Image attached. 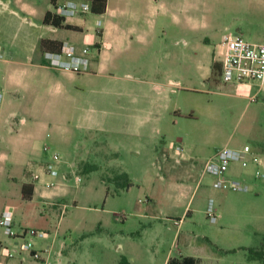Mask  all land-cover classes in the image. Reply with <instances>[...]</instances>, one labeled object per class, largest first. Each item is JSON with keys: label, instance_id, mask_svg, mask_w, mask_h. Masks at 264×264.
<instances>
[{"label": "rangeland", "instance_id": "rangeland-1", "mask_svg": "<svg viewBox=\"0 0 264 264\" xmlns=\"http://www.w3.org/2000/svg\"><path fill=\"white\" fill-rule=\"evenodd\" d=\"M190 1L201 17L194 25L176 23V0H167L170 12L156 26L157 43L132 39L120 18L114 26L120 39L106 42L101 54L93 46L101 34L93 15L91 27L71 37L90 45L93 60L69 83L68 94L52 101L40 95L32 109L0 105V135L11 145L0 149V204L17 205L19 183L8 175L32 181L36 158L44 161L53 150L61 156L57 178L64 183L50 188H66L58 197L37 195L28 202L36 217L43 211L50 233L26 235L37 248L54 244L53 235L57 243L64 239L63 262L52 244L45 262L20 250L8 264H162L168 251L205 255L210 249L219 251L218 260L207 257L203 264H264L243 247L258 246L264 233V177L254 174L256 163L232 160L225 172L248 183V189L216 187V176L203 172L204 161L224 145L249 143L264 150V84L203 82L210 61L224 55L223 34L242 30L246 39L256 40L247 32L264 36V22L252 23L246 14L243 23L233 20L234 13L225 14L228 0ZM188 53L197 61L192 67ZM11 109L18 112L10 114ZM21 115L26 122L20 126ZM92 119L104 127L89 129ZM84 149L88 159L102 162L99 169L87 171ZM116 167L128 170L133 183L127 188L110 180ZM63 172L69 175L62 177ZM210 197L214 220L206 212ZM17 211L18 219H26L22 225H40L35 217L25 218L19 206ZM14 226L19 228L17 222ZM0 240L9 247L19 242L1 225ZM75 247L80 248L76 254Z\"/></svg>", "mask_w": 264, "mask_h": 264}, {"label": "crops", "instance_id": "crops-1", "mask_svg": "<svg viewBox=\"0 0 264 264\" xmlns=\"http://www.w3.org/2000/svg\"><path fill=\"white\" fill-rule=\"evenodd\" d=\"M60 1L62 0H0V48L3 52V55L0 56V105L5 102H12L25 105L32 109V107L36 104L34 103V100L37 98H42L40 95L46 97L47 101H52L55 98L62 96V93L68 94L69 87L71 86L69 83L76 77L80 76V73L77 71L64 67H58L47 62L43 55V51L45 49L41 48L40 45L41 38L49 37L60 40L70 39L73 41L71 37H74L76 32H81L84 28L91 27L89 21L94 15L95 19L98 17L101 19V34L98 35L96 39H94V41L100 39V41H98L100 42V48L98 51L99 54H101L103 50L102 47L106 45V42H113L114 40L117 41L120 39L119 37H121V34L114 33V26L118 25L117 20H120V18H123L126 24H128L129 33L132 39H136L137 41L143 43L147 42L148 40H152L153 42L157 43L159 35L158 32H156V26H158L159 23L165 18L164 16L170 12V4L167 2V0H106V7L103 12L76 14L71 15L69 18L68 16L65 17V21L70 22L72 25H74L73 27L62 25L59 26L44 22L43 17L45 12L47 10L56 12V6ZM175 6L180 12V14H174V21L176 23L182 24L184 26L194 25L197 20L201 18L190 0H176ZM226 13H234L232 16L233 20H238L242 23L246 19L244 16L245 14L248 16V20H250L252 23H263L264 0H228V7L226 8L225 14ZM59 30H64L65 33L60 35L58 34ZM234 32L242 34V30H237ZM247 33L251 37H256L257 39L255 41H264V36L261 33H255L250 30ZM214 34L215 33L213 31L208 37L212 39V35ZM231 34L234 33L232 32ZM220 43L221 41H217L215 42V45ZM215 59L220 62L221 58ZM96 62L99 64L98 58L96 59ZM187 64L189 67H192V64H197L195 56L192 59V55L188 53ZM209 75L203 79V82H212L206 80ZM239 85L243 84H238V86ZM15 112H18V110H10V114H14ZM19 119L20 126L26 122V118L23 115L19 116ZM87 127L89 129H101L104 126L99 124L97 120L92 119ZM95 141L97 140L95 139ZM10 148L11 145L4 142L2 135H0V149ZM254 150L258 153L264 154L261 152L262 149ZM86 152H88V149H84L82 156L86 166L88 167L94 163V168L90 170L87 169V171L99 169L102 165V162L88 159L86 157ZM42 161L38 160L37 158L35 160V167L36 170L39 171L40 175L37 179L32 180L34 187L30 197H23L21 195L22 183L29 182L26 175L20 177L8 175L9 178L12 177L11 179L14 182L19 183L18 200L17 205L10 204L9 202L5 201L2 202L0 204V217L6 213L9 214L12 217L13 222H17L19 226L27 225L22 222L26 219L21 218L20 220L17 218V207L19 206L20 213L25 218L35 217V220H38L40 223V225H30L45 229L47 231V235H49L50 230L45 225L48 220L47 217L41 215L40 212L43 211H38L40 215L39 217H36L37 213L34 209L32 210L33 206L28 204V202L34 201L37 195L43 199L44 196L58 197L64 194L66 188L64 186L45 188L44 181L46 180L47 175L42 172L41 165L46 161V159L43 161V163ZM115 169H124L128 172L127 169L122 167H116ZM115 187L117 188L116 185ZM22 202L23 205H20ZM188 210L189 209L185 211L186 215L189 212ZM181 218L182 217H180V219ZM55 228H57V225ZM100 228H103V226L100 225ZM54 236L55 235L52 237V240L55 242L54 244L50 242V244H47L45 248L41 247V259H46L53 244V248L51 250L55 251V255L57 256L58 260L63 262L62 257H66L64 252L67 249V242L64 239H61L57 243V239ZM79 250V247L71 249V251L75 252V254ZM45 251L46 253H44ZM218 253L219 251H215L214 249H210L205 253V255L208 256L199 253L196 254L184 252H180L178 255H173L172 252L168 251L163 258L162 264H166L167 260L171 256L180 257L183 255H193L197 259L196 264H203L204 259L207 257H209V259H214L212 261H217L219 257ZM123 258L130 262V259H128L126 256Z\"/></svg>", "mask_w": 264, "mask_h": 264}, {"label": "built area", "instance_id": "built-area-1", "mask_svg": "<svg viewBox=\"0 0 264 264\" xmlns=\"http://www.w3.org/2000/svg\"><path fill=\"white\" fill-rule=\"evenodd\" d=\"M56 12L67 17L76 14H87L92 11L88 0H62L57 4ZM95 24L98 27L100 26L101 19L99 17L95 19ZM222 39L225 44V50L223 57L220 59V80L224 83L232 84H249L251 82H257L259 85L264 84V41L246 39L241 33H225ZM93 46L95 49H99L100 44L96 41ZM89 47V44L78 45L70 39H63L58 49H45L43 55L46 61L52 65L80 72L87 70L93 60V56L89 54ZM1 55H3V52L0 48ZM47 148V145H44V149L48 150ZM175 148L182 149V146L176 144ZM60 158L59 152L53 150L50 153V157L41 165L42 172L47 175L44 181L47 187L60 182L64 183L57 178ZM232 160H236L242 165H246L249 161L256 163L254 174L264 177V168H261V165L264 164V158L252 148L251 144L244 143L242 147L237 148L224 145L216 149L204 161L203 165V172H209L216 176L213 180L214 186L248 189V183L241 181L238 177L225 174ZM71 171L75 174L76 181L82 179L78 172L73 169ZM32 175L34 179H37L40 173L36 170ZM61 175L62 177H67L69 174L63 172ZM212 203L213 197H210L206 212L214 220L217 213ZM0 225L14 241L19 240L18 245H13L12 247L0 243V264H8L9 258L14 256L15 252H20V250H27L34 258L41 257L42 249L35 247L32 238L26 235L45 236L47 235L45 229L32 225L19 226L17 229L14 226L12 217L6 213L0 217Z\"/></svg>", "mask_w": 264, "mask_h": 264}, {"label": "trees", "instance_id": "trees-1", "mask_svg": "<svg viewBox=\"0 0 264 264\" xmlns=\"http://www.w3.org/2000/svg\"><path fill=\"white\" fill-rule=\"evenodd\" d=\"M90 2V7L92 12H103L106 7V0H88ZM44 22L52 23L54 25H62L67 27H73L70 22L65 21V17L58 14L57 12H53L50 10H47L43 17ZM62 43V40L60 39H53L49 37H43L41 38L40 45L43 49H58ZM99 43V42H98ZM220 62L213 58L211 61V73L206 80L208 81H215L216 83H219L220 80ZM88 170L94 168V163H92L90 166H86ZM111 181L115 182V185L117 187L121 188H127L129 185H131L133 182L130 178L129 173L122 169V170H116V173L110 177ZM33 182H23L21 185V195L23 197H30L33 192ZM108 189V186H107ZM247 249L248 256L251 258H257L260 261H264V233L262 234L261 240L257 245L255 246H243ZM223 250H231V249H225ZM197 259L193 255H183L180 257L177 256H171L166 264H196Z\"/></svg>", "mask_w": 264, "mask_h": 264}]
</instances>
